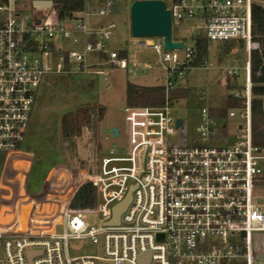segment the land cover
Returning <instances> with one entry per match:
<instances>
[{
    "label": "built area",
    "instance_id": "2783aa9c",
    "mask_svg": "<svg viewBox=\"0 0 264 264\" xmlns=\"http://www.w3.org/2000/svg\"><path fill=\"white\" fill-rule=\"evenodd\" d=\"M56 1L0 0V159L23 150L43 77L100 75L93 69L106 65L133 76L139 50L157 56L153 64L162 65L165 91L192 70L193 45L166 52L158 39L130 40L126 58L119 60L116 52L103 48L115 24L88 31L87 5L77 17L62 18L55 13ZM98 1L97 17L113 13V0ZM168 1L171 25L195 22L209 43L243 45L244 90L233 95L242 108L237 144L188 146L183 123L176 126L166 104L126 110V152L95 158L98 141L92 118H70L59 126L61 135L50 155L41 198L29 197L26 232L11 234L16 220L8 235L0 237V264H264V208L257 195L264 184V150L252 144L250 113L251 13H263V3ZM41 5L46 10H37ZM78 36L88 48L77 52L59 47L77 43ZM87 49L107 59L90 66ZM223 72L229 78L238 76L233 65ZM201 119L197 133L209 138L217 125L206 110H201ZM111 137L116 138L112 133ZM85 187L94 190V201L83 211L74 209ZM129 193L117 226H110L113 210ZM96 201L99 228L87 223ZM74 241L100 246L102 257L70 258L67 244Z\"/></svg>",
    "mask_w": 264,
    "mask_h": 264
},
{
    "label": "rangeland",
    "instance_id": "374dc122",
    "mask_svg": "<svg viewBox=\"0 0 264 264\" xmlns=\"http://www.w3.org/2000/svg\"><path fill=\"white\" fill-rule=\"evenodd\" d=\"M134 1L136 0H113V13L106 17L95 15L99 4L98 0L88 2L86 17L88 31L102 26L106 27L111 23L116 26L110 40L103 44L105 52L127 51L130 40H140L130 36L128 13L130 5ZM162 1L169 8V1ZM260 8L264 16V3ZM196 27L197 23L190 21H182L179 25L173 23L171 28L172 41L181 42L185 46L193 45L192 39L202 37V31L196 30ZM76 39L77 43L75 44L68 42L64 45L60 44L59 47L77 52L88 48V46L83 48L80 44L81 36ZM158 40L162 41L161 39ZM228 45L232 46L231 53L224 57L225 60L220 63L217 58ZM242 47L240 41L209 43L206 67L204 69L189 70L183 74L181 79L175 81L174 86L168 91L164 89L165 76L162 65L153 64L157 56L149 50H139L137 52V60L134 64L136 65V73L133 76L118 69L116 65H106L93 69L94 72H98L100 75L72 76L71 79L57 76L43 77L37 88V96L32 112L35 114L37 109L43 110L45 103L53 104V107H50V111H48V115L44 116L52 117L54 122L53 131L41 141V150H37L36 153L27 152V143L32 138L29 135L21 152L0 159V237L8 235L9 231L15 226L16 220H18L19 206L29 201L30 184L36 166L39 162L50 159V153L54 151L57 136L60 132L59 126L68 123L70 118L75 122L80 120L86 122L92 118L94 123V113L91 106L87 113L81 110L80 117L72 114L76 110L68 111L63 107L62 100L65 98V90L69 87L67 84L72 88L82 84L83 90L92 97L93 104L104 109L102 119L96 125L94 124L96 139L100 146V150L96 155L97 158L109 152L117 155L126 152L128 146L125 122L126 110L162 105V107H165L168 102H171L169 107L171 117L175 120H181L183 123L188 146L231 148L238 142V134L236 133L238 127L243 125V122L238 118L242 108L239 104L241 103L239 98H234L238 107H228L227 96L234 95V92H226L224 86L230 84L231 86L244 87ZM87 50V64L90 66L100 65L99 54ZM182 54L183 52L178 53L180 56ZM106 59L107 57H105ZM230 65L238 69L237 80L227 77L223 72ZM144 66L146 67L142 72L140 69ZM129 68L131 67L129 66ZM52 83L55 87L50 89L49 85H52ZM49 90L54 91V93ZM82 94L85 95V93ZM38 97L44 98L40 102V100H37ZM46 98L51 101L46 102L48 101ZM253 101L258 103L260 114L264 118V85L253 86L251 102ZM201 110L213 114L210 118L217 125L214 133H219L223 137L212 139L213 135L207 138L205 134L197 133L198 126L202 122ZM230 113H234L236 116L230 118L228 116ZM56 116L59 117L56 119ZM44 117L36 116L33 119L31 132L37 130V119ZM84 122L81 123L86 124ZM30 124L28 129L31 127ZM112 129L117 131L116 138L111 137ZM91 176L95 177L96 173L93 172ZM257 195L261 199L262 208H264V184ZM87 223L94 228H99L97 201L93 206L92 213L88 216ZM67 254L72 259L80 257L101 258L102 250L100 246L90 247L84 241H74L67 244Z\"/></svg>",
    "mask_w": 264,
    "mask_h": 264
},
{
    "label": "trees",
    "instance_id": "16d2710c",
    "mask_svg": "<svg viewBox=\"0 0 264 264\" xmlns=\"http://www.w3.org/2000/svg\"><path fill=\"white\" fill-rule=\"evenodd\" d=\"M92 0H57L55 3V13L57 16L62 18H74L81 14L82 10L86 7L88 2ZM259 2L264 3V0H257ZM193 40V50L194 55L192 58L191 67L192 69H204L208 63V48L209 42L204 39L203 37H196ZM235 42V41H234ZM232 46L228 45L225 47L224 51L221 55L218 56L217 60L222 61L225 60L224 57L231 53ZM243 52V47H242ZM117 57L119 60H124L126 58V51H118ZM100 59H105L104 55H100ZM238 77V76H237ZM237 77H233L232 79L237 80ZM64 79L71 77H63ZM250 83L252 86H262L264 85V16L258 10H253L251 13V47H250ZM69 87L65 90V98L62 100L63 107L68 111L75 110L80 107H92L94 113V124L96 125L104 115V109L100 106L93 104L92 97L83 90L82 84L76 85L75 88H72L69 84ZM55 87L49 85V88ZM224 89L226 92H234V93H241L244 90V87H236L231 86L230 84H225ZM50 91V90H49ZM54 93V91H50ZM156 92V91H153ZM152 92V93H153ZM82 93H85L83 95ZM151 93V94H152ZM55 95V94H54ZM37 96V94H36ZM53 96V94H52ZM233 96V95H232ZM231 95L227 96L228 100V107L234 108L238 107L237 102ZM44 97H38L37 100H40ZM36 99V97H35ZM47 99V98H46ZM48 100V99H47ZM48 100L46 102H49ZM169 107L171 106V102H168ZM163 106V105H162ZM162 106H155V107H148V108H162ZM50 107H53L51 103H45L44 109H37L36 113L32 112L31 117V124L29 131H32L33 119L36 116H47L48 111H50ZM142 108V107H140ZM209 113V112H208ZM250 113H251V140L254 147H257L261 150H264V118L260 114L258 103L253 101L250 105ZM213 114H209L210 116ZM211 116V117H212ZM223 137L221 134L214 133L212 139H216L219 137ZM100 146L99 144L96 145V152L95 158L97 157V152H99ZM95 192L90 187H85L82 191L78 194L75 202H74V209L78 210H85L87 209L90 201H94Z\"/></svg>",
    "mask_w": 264,
    "mask_h": 264
},
{
    "label": "water",
    "instance_id": "95a60500",
    "mask_svg": "<svg viewBox=\"0 0 264 264\" xmlns=\"http://www.w3.org/2000/svg\"><path fill=\"white\" fill-rule=\"evenodd\" d=\"M46 5L37 7V10H46ZM129 28L130 36L134 39H161L163 41V49L166 52L181 51L183 43L173 42L171 37V19L170 13L166 9V5L162 0H136L129 7ZM182 125L181 120L176 121V126ZM74 132H78L77 130ZM113 137H117V131L111 130ZM59 132L56 140L55 149L50 155H54L60 138ZM50 168V161L43 160L36 166L35 172L30 184V199L38 200L41 198L43 183L46 174ZM130 201V193L124 202L113 210V218L110 226H117L119 216L125 210ZM32 208V202L28 201L21 204L18 208V223L11 234H23L26 232L28 216ZM29 261V259H28Z\"/></svg>",
    "mask_w": 264,
    "mask_h": 264
},
{
    "label": "bare ground",
    "instance_id": "6f19581e",
    "mask_svg": "<svg viewBox=\"0 0 264 264\" xmlns=\"http://www.w3.org/2000/svg\"><path fill=\"white\" fill-rule=\"evenodd\" d=\"M76 111H74L72 114L76 117H80L81 115V110L84 112H88L89 111V107H84V108H77L75 109ZM53 127H54V122L51 116L48 117H44V118H38L37 119V130L31 132L29 135H31V139L28 141L27 143V152L28 153H36V151L41 150V141L43 139H45L46 137H48L52 131H53Z\"/></svg>",
    "mask_w": 264,
    "mask_h": 264
}]
</instances>
